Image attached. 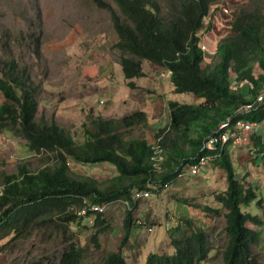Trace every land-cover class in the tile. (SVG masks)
Returning a JSON list of instances; mask_svg holds the SVG:
<instances>
[{
  "label": "trees",
  "instance_id": "trees-1",
  "mask_svg": "<svg viewBox=\"0 0 264 264\" xmlns=\"http://www.w3.org/2000/svg\"><path fill=\"white\" fill-rule=\"evenodd\" d=\"M90 1L109 15L117 34L112 49L117 52L124 79L142 76L141 60H147L167 70L174 92L192 93L202 100L198 104L166 101L168 122L154 134L155 138L160 137L158 144L164 149L157 172L151 168V145L141 137L126 138L131 129L146 124L143 111L135 110L117 118L97 116L90 120L91 129L83 128V139L76 143L52 116L49 120L36 117L41 81L33 79L31 69L13 58L0 60V130L6 129L23 140L28 150L50 153L52 159L35 171L23 164L13 173L0 171V253L43 229L47 241L58 240L60 245L54 244L49 253L41 248L38 255L27 256L22 264H126L120 244L116 250L103 254L100 251L99 237L110 221L105 211L85 215H77V211L84 204H106L127 198L131 189L147 190L152 182L155 187L151 189L161 190L178 177L185 165L198 156L211 155L209 162L222 171L225 188L212 194L217 206L202 205L199 209L224 219L226 243L221 264H259L253 247L261 233L255 228L264 225V219L240 209L250 203L261 206L257 187L245 180L246 174L241 180L235 177L228 143L210 151L200 146L204 137L226 117L230 122L264 120V101L246 112L234 113L244 101L243 93L234 85L245 81L252 95L258 92L253 87L264 83V0L260 7L240 9L234 14L229 21V34L215 47L216 60L203 67L197 33L210 6L213 11L221 9L216 4L218 0H168L166 15L160 13L154 0H112L117 11L104 0ZM30 53L38 58V42ZM254 64L260 71L255 79ZM126 84L133 86L131 81ZM249 142L255 156L262 153L260 134L248 133L246 143ZM183 144H187L186 151ZM66 159L90 165L108 163L116 176L111 185L100 189L92 177L69 173ZM134 208L131 204V210H124L122 241L128 227L138 225L132 222ZM82 218L87 219V224L81 223ZM188 221L175 223L174 231L179 236L171 234L169 254L148 252L142 264H211L213 256L209 253L214 248L209 233L201 227H191ZM181 227L183 231L179 230ZM78 229L89 231L86 243L78 242Z\"/></svg>",
  "mask_w": 264,
  "mask_h": 264
},
{
  "label": "rangeland",
  "instance_id": "rangeland-1",
  "mask_svg": "<svg viewBox=\"0 0 264 264\" xmlns=\"http://www.w3.org/2000/svg\"><path fill=\"white\" fill-rule=\"evenodd\" d=\"M104 1L108 2L117 11L112 0ZM154 1L158 4L160 13L166 15L168 0ZM216 4H220L221 8H225L227 12L224 13L221 9L213 11V7L210 6L207 15L203 18L202 26L197 36L206 47L208 44L211 48L206 49L202 53L201 67L211 64L216 60L215 53L211 54V51H214L217 43L229 34V21L234 14L240 9L249 11L255 7H260L262 0H218ZM116 41L117 34L111 27L107 11L96 7L90 0H0V60L15 59L19 65L27 66L31 69V75L35 81H41V92L36 98L37 105L40 104L39 101L42 98L49 95L53 96L52 93L44 92L42 89L43 81L46 78L51 84L58 85L60 84L59 78L62 77V74L59 72L60 69L80 66L84 62L92 65L104 56L107 59L110 58V60L117 59V52L112 49V44ZM35 42H38L40 52L36 59L30 53ZM97 56L99 57L98 59L93 58ZM148 63L147 60H141L142 69ZM49 69L52 70L51 73H48ZM259 73V68L254 64L252 67L254 79ZM230 78L232 81L234 80V78ZM63 80H70L68 73H66ZM138 80L143 82L144 77H136L134 79V81ZM232 84L234 85L235 83ZM246 86L245 82L244 84L240 82L234 85V89H238L241 93L249 95L251 93ZM263 86L264 83H257V87L255 85L253 90H259ZM88 96H91V101L90 99L87 100V104L90 102V105L87 111L85 109L84 111L92 115L90 110L92 107L94 114H103L101 110L105 109L107 103L98 104V101L104 98L102 93L99 95L90 93ZM55 98L57 99L56 102L60 103L65 96L62 92H59ZM168 98L187 104H198L202 100L194 94L187 92H170ZM37 105L36 117L40 116L44 120H49L53 115L54 109L57 107V103H54V97L45 105L47 111H37ZM160 106L161 109L164 107L162 104ZM89 115L88 119H91ZM79 116L82 117V115L78 114ZM113 117L117 118L120 116ZM145 118L146 124L142 127L131 129L129 134L127 133L126 138L141 137L152 147L155 145L156 139L158 138L159 140L160 138L154 137L155 132L166 125L162 115L155 120L157 123L153 126H150L151 121L147 119L146 115ZM61 121L63 122L61 124L55 123L63 125L62 128L69 132L76 143L81 142L83 139L82 129L79 128L81 121L78 118L71 121L65 119ZM88 122L90 121L83 122V125L89 127ZM159 147L160 152L154 154L152 148V155L155 156V161H158V156L161 158L157 163V167L152 166V155L150 156L151 168L157 172L161 169L160 163L164 156L162 154L164 149L160 145ZM182 148L186 151L187 144H183ZM228 151L235 177L241 180L243 174H247L244 169L247 163L253 164L256 158L250 142L230 147ZM22 160L23 162H19L18 158L10 159L7 162L1 161L0 171L13 173L20 163H23L28 170L35 171L43 164H50L52 159L50 153L41 151L37 155H29ZM69 162V173L74 175L94 176L96 172L110 174L108 173L109 166L106 165L82 164L71 160ZM112 181L114 179L109 180L108 183H98V187L100 189L107 188V186L111 185ZM148 187L150 189L146 190L142 188L149 193V196L144 200L135 201L129 198L131 191L138 189L133 188L123 201L120 202L116 199L107 203L104 215L110 217V221L103 235L99 237L102 254L107 251L116 250L119 244L120 252L126 264H142L148 252L169 254L172 251V246L170 245L171 234L175 237L179 236V233L174 231L175 222L177 220H182L183 222L190 220L191 222L188 221V223L191 227H201L209 233L210 244L214 248L209 253L213 256L210 263L221 264V251L226 243V237L223 232L224 219L222 216L204 214L199 208L202 205L217 206L212 194L220 192L225 188L222 171L211 166L210 162H208L199 169L197 174L188 175L182 173L161 190L151 189V187H155L154 182ZM124 202L127 203V206ZM131 204L135 205L132 217L136 216L142 224L130 226L126 230V234H129L133 238V241H131L132 238L128 237L122 241V219L124 212L131 210ZM262 207L264 209V206ZM240 209L250 214L259 215L260 218L264 219V211L259 210L253 203L240 206ZM187 216L191 218H187ZM81 223L87 224V219L82 218ZM148 225L152 227L150 233L146 231V226ZM249 226L254 228L251 225ZM71 229L75 228L72 226ZM255 229H259L261 234L258 244L253 247V252L258 258L259 264H264V225ZM179 230L183 231L182 227ZM42 231L43 229L36 230L28 238L18 241V244L11 250L0 253V264H22L27 256L38 255L41 248L46 249L49 253L54 249V244L60 245L58 240L55 242L47 241L46 236L42 235ZM76 231L79 233L77 237L78 242L82 244L86 243L89 231L83 229ZM95 256H92L93 260H95Z\"/></svg>",
  "mask_w": 264,
  "mask_h": 264
},
{
  "label": "crops",
  "instance_id": "crops-1",
  "mask_svg": "<svg viewBox=\"0 0 264 264\" xmlns=\"http://www.w3.org/2000/svg\"><path fill=\"white\" fill-rule=\"evenodd\" d=\"M93 58L98 59L99 57L97 56ZM86 63L87 62L81 63L80 66L66 67L65 69H60L59 72L62 74V77L59 78L60 84L58 85L51 84L46 78V80L43 81L42 89L44 90V92L52 93L53 96L49 95L48 97L42 98L39 101L40 104L37 105V111H47L45 105L52 100V97H54V103H57V107L56 109H54L52 115L54 121L57 124H61L63 123L61 120L65 119L67 121H71L75 118H78L81 121V127L79 125V128L82 130L84 127H86V125H83V122H87L88 120L90 121L91 119L97 116L101 118H111L113 116H122L135 110L144 112L147 119L151 121L150 126H153L157 123L155 120H157L160 115H162L163 120L165 121V125L167 124L168 111L166 107V101L170 100L168 98V94L170 92H174V90L168 80L166 69L148 63L146 67L142 69V76L144 77V81H134L135 78L129 79V81L133 83V86L130 87L126 84L127 80L124 79L121 75L120 66L117 59L110 60V58L107 59L104 56L95 64L88 65ZM77 68L79 69L76 70ZM51 71L52 70L49 69L48 73H51ZM161 71L163 73H161L162 76H160ZM66 73H68L70 80H63L66 76ZM59 92H62L65 96V98L62 99L60 103L56 102L57 99L55 98L56 94H58ZM90 93H96L97 95L102 93L104 98L102 100H99L98 104L104 102L107 103L105 109L101 110L103 114H94L92 112V107L90 109L92 115L87 114L88 112L86 111L87 108H89L88 106L90 105V102L89 104H87V100L90 99L91 101V96H88V94ZM243 95L246 96L245 93H243ZM161 104L164 106L162 109L160 106ZM84 109L86 111H84ZM78 114L82 115V117H78ZM88 115L91 119H88ZM88 123L89 127L86 128L91 129L92 126L90 122ZM59 126L63 127V125ZM253 132H257L261 135L263 151L262 153L256 156L253 161V164L247 163V166L244 168L247 174L244 178L252 185L257 187V192L259 197L262 199V203L261 206L256 207L259 210H262L263 212L264 209L262 206H264V120L256 124ZM244 137L245 139L241 143L245 144L247 136ZM37 154L36 152L34 153V151L32 150H28L24 141L13 136L8 130H0V162H7L10 159L17 158L20 160L19 162H23L22 159H25L29 155ZM93 165L109 166L108 173L110 174L96 172L94 176L90 175V177L97 181V184L103 182L108 183L109 180L113 179L116 176L115 171L108 163L101 162L95 163ZM133 218L134 216L132 217V219ZM187 218L191 217L187 216ZM175 223H177V221ZM130 226L133 225L131 224ZM126 237L132 238L129 236V234H126ZM131 241H133V238Z\"/></svg>",
  "mask_w": 264,
  "mask_h": 264
},
{
  "label": "built area",
  "instance_id": "built-area-1",
  "mask_svg": "<svg viewBox=\"0 0 264 264\" xmlns=\"http://www.w3.org/2000/svg\"><path fill=\"white\" fill-rule=\"evenodd\" d=\"M221 10L226 13L227 10L225 8H221ZM213 44V43H212ZM199 48L201 52L203 53L206 49H210L211 47L207 44V47L204 43H202V40L199 38ZM215 51V50H214ZM214 51H211V54L214 53ZM160 76L162 74L160 73ZM245 82V81H244ZM243 82V84H244ZM240 85V84H239ZM245 85L247 83L245 82ZM247 88V86H246ZM264 101V86L258 90L255 94L252 95H244V101L241 102L235 109L234 113H243L251 108H253L255 105L261 103ZM257 123H251L248 121H244L242 119H237L234 122H230L229 117H226L224 120L220 121L214 129H212L206 137L201 142L200 149L204 150H214L217 148H221L224 144L228 143L229 147L237 146L239 145L244 139V136H247L248 133L252 132L254 130V127ZM157 140L155 141V145L152 146L153 148V154L156 152H160V147L157 144ZM155 156H151L152 160V166L157 167L158 161H160V157L158 156V161H155ZM213 157L211 155H201L198 156L197 159L190 163L185 165L181 172L178 174L181 175L182 173H186L188 175H195L199 172V169L204 166L206 163H208ZM65 164L70 166L69 159H66ZM186 170V171H185ZM149 196V193L146 190L143 189H133L129 195V198L131 200H144ZM120 202L123 201V199H118ZM85 202L84 200L82 201ZM124 204L127 206V203L124 202ZM106 204H84V206L77 211V215H85L86 212H89L91 214L93 213H103L106 210L107 207ZM129 208V207H125ZM89 220V218L87 217ZM133 222L135 224L141 225L142 222L137 218H133ZM146 231L150 233L152 231L151 225L146 226Z\"/></svg>",
  "mask_w": 264,
  "mask_h": 264
}]
</instances>
